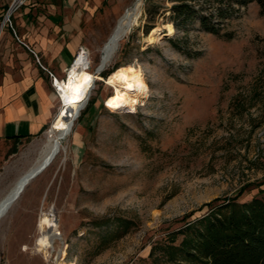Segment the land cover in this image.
<instances>
[{
	"label": "rangeland",
	"instance_id": "rangeland-1",
	"mask_svg": "<svg viewBox=\"0 0 264 264\" xmlns=\"http://www.w3.org/2000/svg\"><path fill=\"white\" fill-rule=\"evenodd\" d=\"M138 3L136 24L96 72L120 20ZM172 3L0 0V83L30 60L44 63L26 46L33 51L49 37L78 40L75 54L82 47L89 71L103 80L116 64L139 66L148 86L130 104L103 80L93 82L62 141L65 151L1 220L0 264H204L174 255L186 237L178 230L206 214L207 203L264 198V8L240 7L224 22L232 33L226 38L197 22L168 34ZM155 29L158 41L148 42ZM61 108L57 101L38 134H0V199L49 143ZM42 211L54 213L61 232L51 252L36 248Z\"/></svg>",
	"mask_w": 264,
	"mask_h": 264
},
{
	"label": "trees",
	"instance_id": "trees-1",
	"mask_svg": "<svg viewBox=\"0 0 264 264\" xmlns=\"http://www.w3.org/2000/svg\"><path fill=\"white\" fill-rule=\"evenodd\" d=\"M170 1L173 3L168 19L174 28L186 29L197 22L203 31L226 38H231L232 33L224 30V22L240 7L255 2L264 8V0ZM153 9L148 13H156ZM117 66L104 72V78ZM206 205L209 206L206 214L178 230L186 237L173 248L174 255L204 264H264V198L254 196L244 202L223 200Z\"/></svg>",
	"mask_w": 264,
	"mask_h": 264
},
{
	"label": "bare ground",
	"instance_id": "bare-ground-1",
	"mask_svg": "<svg viewBox=\"0 0 264 264\" xmlns=\"http://www.w3.org/2000/svg\"><path fill=\"white\" fill-rule=\"evenodd\" d=\"M139 5L140 3L136 5L134 11L132 10L133 13L131 11L127 12L120 20L104 47L102 63L96 72H100L108 64L116 52L122 37L136 24L140 9ZM166 30L168 34H172L174 31L173 25L168 24ZM159 34L160 32L155 29L147 37L148 42L156 41L159 38ZM141 70L139 66H119L103 80L89 71L87 68V58L84 56V53H81L66 72L65 79L59 81L55 79L54 85L58 87L62 108L49 132V143L45 145L38 159L3 194L4 196L0 199V222L8 214L13 205H15V202L24 192L29 182L47 169L58 153L65 151V145L62 141L72 131L73 123L85 105L93 82L99 79L103 80L114 89L117 97H126L130 104H136L148 92V86L144 81L145 78L143 79V70ZM69 100H74L75 103H68ZM38 231L40 236L36 240V248L40 251L47 249L51 252L54 250L55 241H61V232L58 230L56 218L52 211H42L38 221ZM27 248L28 246L24 250ZM59 253L63 257L65 250H61ZM63 264L75 263L64 261Z\"/></svg>",
	"mask_w": 264,
	"mask_h": 264
},
{
	"label": "crops",
	"instance_id": "crops-1",
	"mask_svg": "<svg viewBox=\"0 0 264 264\" xmlns=\"http://www.w3.org/2000/svg\"><path fill=\"white\" fill-rule=\"evenodd\" d=\"M43 33V32H42ZM78 40L59 44L49 37L40 38L28 52L44 58L39 62L25 63L21 69L7 73L0 83V134L7 139L21 140L41 132L60 101L58 87L53 77L65 79L64 70L71 62ZM34 55V54H33ZM64 73V77L60 76ZM55 83V81H54Z\"/></svg>",
	"mask_w": 264,
	"mask_h": 264
},
{
	"label": "built area",
	"instance_id": "built-area-1",
	"mask_svg": "<svg viewBox=\"0 0 264 264\" xmlns=\"http://www.w3.org/2000/svg\"><path fill=\"white\" fill-rule=\"evenodd\" d=\"M81 53H84V56L87 58V68L89 69V66H90L89 63H90V61H89L88 54H87V52L82 47H80L79 50L77 51V53L75 54L74 58L72 59L71 63L69 64V66L64 70V72H66L67 69H69L72 66V64L74 63L75 59L77 57H79V55ZM33 54L35 55V53H33ZM48 73H49L50 77H52L54 79V81H55V78L53 77L52 73L51 72H48ZM54 81H53V85L55 84Z\"/></svg>",
	"mask_w": 264,
	"mask_h": 264
},
{
	"label": "snow or ice",
	"instance_id": "snow-or-ice-1",
	"mask_svg": "<svg viewBox=\"0 0 264 264\" xmlns=\"http://www.w3.org/2000/svg\"><path fill=\"white\" fill-rule=\"evenodd\" d=\"M68 103H73L74 104L75 101L74 100H69Z\"/></svg>",
	"mask_w": 264,
	"mask_h": 264
},
{
	"label": "water",
	"instance_id": "water-1",
	"mask_svg": "<svg viewBox=\"0 0 264 264\" xmlns=\"http://www.w3.org/2000/svg\"><path fill=\"white\" fill-rule=\"evenodd\" d=\"M11 8H12V5L10 6L9 11H10ZM118 66H119V65H118ZM118 66H117V67H118ZM115 68H116V67H115ZM115 68H114V69H115ZM114 69H113V70H114Z\"/></svg>",
	"mask_w": 264,
	"mask_h": 264
}]
</instances>
